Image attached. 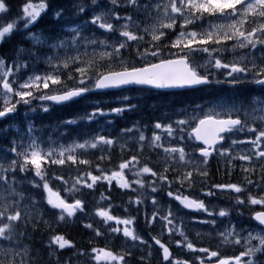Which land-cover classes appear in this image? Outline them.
<instances>
[{
    "label": "snow or ice",
    "instance_id": "6c2138e0",
    "mask_svg": "<svg viewBox=\"0 0 264 264\" xmlns=\"http://www.w3.org/2000/svg\"><path fill=\"white\" fill-rule=\"evenodd\" d=\"M0 125V264H264V0H0Z\"/></svg>",
    "mask_w": 264,
    "mask_h": 264
},
{
    "label": "rangeland",
    "instance_id": "374dc122",
    "mask_svg": "<svg viewBox=\"0 0 264 264\" xmlns=\"http://www.w3.org/2000/svg\"><path fill=\"white\" fill-rule=\"evenodd\" d=\"M49 20H50V18H49ZM165 93L159 92V91H153L152 94H154L155 99H153V100H151V102L149 101L147 103V104H149V108L152 106V112L150 113L151 117L144 114L142 110H138V112H136V114H134L133 119H135V120H137V119L150 120V119L154 118L156 115H158L161 110L167 109L168 107H171V106H176L177 104L174 103L175 101H178L179 103H181V100H183V98H176L175 96L173 97V99L172 98L169 99V96H171V93H167V92H165ZM189 94L190 95L187 96V99L189 101L184 103V105L192 104V103H198L201 100H207V98H208L207 95L201 96L199 93H195V92H189ZM132 95L134 96V99H136L141 94L140 93H132ZM185 98L186 97H184V99ZM146 99H148V98H145V101H146ZM153 105H155L156 107L153 108ZM73 113L74 112L71 111L67 115V118L69 119L70 115ZM49 126L52 127L51 125H49ZM50 127L48 128V130L50 129ZM216 175H218V173H216ZM235 175H238V172L236 174H232V177H235ZM215 179H218V177H216ZM181 216L185 220V223L187 224L188 218H186V215L185 216L181 215ZM194 227L195 226H191L188 229V231L190 232L192 237H194V232H195V230L193 229ZM84 236H85V233H83V232L76 233L75 234V240L80 242Z\"/></svg>",
    "mask_w": 264,
    "mask_h": 264
},
{
    "label": "trees",
    "instance_id": "16d2710c",
    "mask_svg": "<svg viewBox=\"0 0 264 264\" xmlns=\"http://www.w3.org/2000/svg\"><path fill=\"white\" fill-rule=\"evenodd\" d=\"M6 50L7 49H5V51ZM197 92L203 95V93H201L203 91H197ZM183 95L185 96L186 94L184 93ZM98 96H100V95H97V97ZM101 100L105 101V104H106L107 101H110V99H101ZM105 104H104V106H105ZM141 104L142 103H140V105ZM91 107H93L92 104H91ZM142 107L144 108V105H141L139 107V110H141ZM22 111H23V109H22ZM68 113H69L68 107H62V108L56 107L54 110L50 111L49 113H41V112H39V110L36 113H30L28 119L34 120L35 123L37 124V126H40V125H46V126L51 125V126H55V124L57 122H59L61 120H64V119H68L67 118ZM19 119L23 122L25 120V117L20 116ZM133 121H135V119H131L130 120L131 123ZM118 125H124V123H120ZM0 127H3V125H0ZM50 130H51V127H50L49 131ZM214 176H215V178L218 177L217 180H220L219 179V174L216 175V173H214ZM120 202H121L120 200H117V203H120ZM65 231H67L68 234L75 239V234L76 233H79L81 230L80 229H76V228H70V229H66ZM80 243H82V242H80ZM64 255H66V256L67 255H71V253L65 252Z\"/></svg>",
    "mask_w": 264,
    "mask_h": 264
},
{
    "label": "water",
    "instance_id": "95a60500",
    "mask_svg": "<svg viewBox=\"0 0 264 264\" xmlns=\"http://www.w3.org/2000/svg\"><path fill=\"white\" fill-rule=\"evenodd\" d=\"M167 90H175V89H167Z\"/></svg>",
    "mask_w": 264,
    "mask_h": 264
}]
</instances>
